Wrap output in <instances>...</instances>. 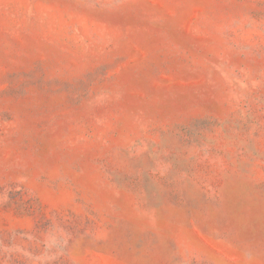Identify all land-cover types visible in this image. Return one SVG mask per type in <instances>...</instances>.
Instances as JSON below:
<instances>
[{
    "label": "rangeland",
    "instance_id": "374dc122",
    "mask_svg": "<svg viewBox=\"0 0 264 264\" xmlns=\"http://www.w3.org/2000/svg\"><path fill=\"white\" fill-rule=\"evenodd\" d=\"M0 264H264V0H0Z\"/></svg>",
    "mask_w": 264,
    "mask_h": 264
}]
</instances>
